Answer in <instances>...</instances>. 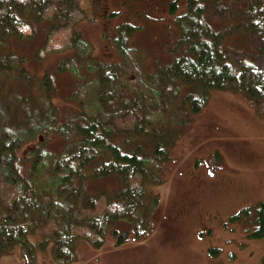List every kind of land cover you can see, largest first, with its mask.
<instances>
[{"label":"trees","instance_id":"16d2710c","mask_svg":"<svg viewBox=\"0 0 264 264\" xmlns=\"http://www.w3.org/2000/svg\"><path fill=\"white\" fill-rule=\"evenodd\" d=\"M168 9L179 32L173 58L153 70L136 64L137 74L130 76L120 72L119 60L89 62L90 71L80 68L79 53L91 52L72 26L84 14L80 0H0V254L15 244L29 252L28 234L39 233L63 263L74 258L73 237L100 246L113 220L130 222L135 237L141 236L152 228L158 202V196L145 194L144 183L161 182L167 141L178 135L173 122H188L210 89L235 90L264 110V0H171ZM209 13L218 20L213 23ZM221 20L231 23L220 29L215 25ZM42 21L43 36L35 26ZM134 27L127 24L114 37L122 59L138 53L128 43ZM222 27L240 29L262 52L261 60L230 57ZM58 40L78 59L64 54L56 71L30 72L28 61L41 66L60 50ZM55 72L73 78L70 93L77 108L64 119L52 100L58 91ZM57 131L73 137L51 150L45 142ZM108 174L122 184L112 197L88 195L76 183ZM254 209L260 223L254 232L262 235L264 201ZM248 213L250 206L237 212ZM124 239L126 232H120L117 242Z\"/></svg>","mask_w":264,"mask_h":264},{"label":"rangeland","instance_id":"374dc122","mask_svg":"<svg viewBox=\"0 0 264 264\" xmlns=\"http://www.w3.org/2000/svg\"><path fill=\"white\" fill-rule=\"evenodd\" d=\"M170 1L80 0L84 14L72 26L89 42L91 52L83 49L81 57L71 55L74 51L58 40L60 50L54 51L57 53L41 66L35 67L29 60L27 69L36 76H41L44 68L56 71L64 54L73 59L79 57L76 59L82 65L80 68L89 71L93 68L85 66L89 62L119 60L120 72L130 76L137 74L136 64L137 67L147 64L152 70L168 64L175 52L173 48L180 44L174 15L168 9ZM183 8L182 1L177 12ZM208 19L213 23L218 20L212 13ZM229 23L231 20H221L215 26L221 29ZM127 24L135 26L128 43L138 53L134 58L122 59L114 37ZM35 26L43 36L42 29L47 28V23L42 21ZM222 30L230 57L239 61L261 60L262 52L240 29L228 31L222 27ZM61 59L66 61L65 57ZM54 78L58 91L52 100L58 116L64 119L67 112L77 108L70 93L73 78L67 72H55ZM17 87L25 90L21 83ZM208 92L204 106L188 122L181 125L178 119L173 122L178 135L167 141L168 157L162 161L161 182L144 183L145 194L158 196L151 229L135 237L130 222L113 220L100 246L73 237L74 258L63 263L53 257L50 240H42L39 233H29L32 249L24 253L15 244L0 254V264H264V233L255 234L256 213H253L255 206L264 201V110L232 89ZM72 137V133L59 135L57 131L46 140L45 146L58 150L60 140L64 144L62 138ZM76 183L85 188L83 193L110 197L122 187L116 174L89 177ZM249 206L250 213L237 214L240 208ZM114 229L117 233H113ZM120 232H126V239L118 243Z\"/></svg>","mask_w":264,"mask_h":264},{"label":"flooded vegetation","instance_id":"af4514ba","mask_svg":"<svg viewBox=\"0 0 264 264\" xmlns=\"http://www.w3.org/2000/svg\"><path fill=\"white\" fill-rule=\"evenodd\" d=\"M254 211H256V210L254 209L253 213H254ZM255 219H256V226H255V228H256V227H258L260 225V223L258 222V219H257V214H255Z\"/></svg>","mask_w":264,"mask_h":264},{"label":"bare ground","instance_id":"6f19581e","mask_svg":"<svg viewBox=\"0 0 264 264\" xmlns=\"http://www.w3.org/2000/svg\"><path fill=\"white\" fill-rule=\"evenodd\" d=\"M247 32V31H246ZM248 33V32H247ZM245 34V33H244ZM257 49V48H256Z\"/></svg>","mask_w":264,"mask_h":264}]
</instances>
